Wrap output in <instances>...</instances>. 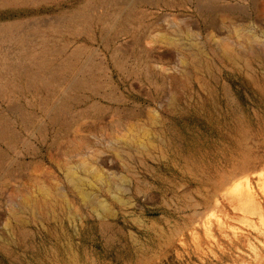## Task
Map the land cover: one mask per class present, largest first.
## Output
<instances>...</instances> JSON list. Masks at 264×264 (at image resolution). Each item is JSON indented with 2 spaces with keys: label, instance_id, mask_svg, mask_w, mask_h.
I'll return each mask as SVG.
<instances>
[{
  "label": "rangeland",
  "instance_id": "obj_1",
  "mask_svg": "<svg viewBox=\"0 0 264 264\" xmlns=\"http://www.w3.org/2000/svg\"><path fill=\"white\" fill-rule=\"evenodd\" d=\"M0 264H264V0H0Z\"/></svg>",
  "mask_w": 264,
  "mask_h": 264
}]
</instances>
